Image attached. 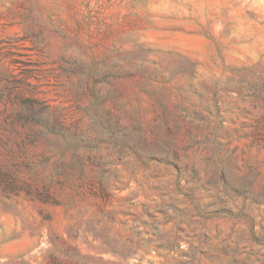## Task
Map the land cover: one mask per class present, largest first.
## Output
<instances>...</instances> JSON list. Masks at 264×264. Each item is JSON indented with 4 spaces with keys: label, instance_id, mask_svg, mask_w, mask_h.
<instances>
[{
    "label": "rangeland",
    "instance_id": "obj_1",
    "mask_svg": "<svg viewBox=\"0 0 264 264\" xmlns=\"http://www.w3.org/2000/svg\"><path fill=\"white\" fill-rule=\"evenodd\" d=\"M0 264H264V0H0Z\"/></svg>",
    "mask_w": 264,
    "mask_h": 264
},
{
    "label": "trees",
    "instance_id": "obj_2",
    "mask_svg": "<svg viewBox=\"0 0 264 264\" xmlns=\"http://www.w3.org/2000/svg\"><path fill=\"white\" fill-rule=\"evenodd\" d=\"M166 131L169 133L170 129L169 127H166ZM215 150L218 151V143L215 142ZM131 152L134 154V156L136 157V159L138 160V165H142V166H147L148 164H154V165H162L164 167L167 168H172L174 170H177L178 173H176L175 175V189L178 193L183 194L187 199L190 200L191 203H193L195 210H197L200 207V203L199 201L196 200L195 196L193 193L189 192V191H184L183 187L184 184H180V182L183 180V175H182V170L185 171L187 166L181 168L178 164L179 162V156H178V152L177 149L175 147V145L173 143H168V141L162 139L160 137L159 138H154L152 140L150 139H146L143 138L142 140V147L140 151H135V150H131ZM113 163L111 160L108 159H98L96 161V164L99 166V171H98V176L95 180V182H91L95 185V188L91 189L90 192L97 198L101 199V200H106L110 194H111V186L114 182H116L117 180L115 179L116 177H110L111 175L108 173V165ZM156 176V175H155ZM161 176H163V174H161ZM196 176V172L194 170V167H191V175L184 177V182L185 183H189L192 180H194ZM225 174L222 172L220 173V175L214 179V182L216 181H220L222 183H225L226 179H225ZM77 179L80 181V183H82L84 177L83 176H79L77 177ZM110 179L112 180L110 182ZM81 185V184H79ZM196 186V185H195ZM236 193V191L234 192V194ZM43 196L46 197H51L52 193L50 192L49 188L46 187L44 188V190L41 193ZM225 196H232V195H228L225 191ZM167 207L171 208L172 210H176V207L174 205V203H170L167 205ZM225 212L228 215H233V216H238L241 214V210L234 214L232 212H230L227 209H222L221 207H216V209H214L211 213L212 214H216V213H223ZM110 216V215H109ZM96 218H98L97 215H93L92 217H90L87 221H93ZM111 218V217H109ZM83 221V220H82ZM174 242H170L168 244V246H173ZM106 245L108 247V249L118 255H120L121 257H127L129 256L131 253H133L134 249H136L137 244H135L131 239L126 240L125 242V248L124 249H118L116 247H113L111 245V243L109 241H106Z\"/></svg>",
    "mask_w": 264,
    "mask_h": 264
}]
</instances>
